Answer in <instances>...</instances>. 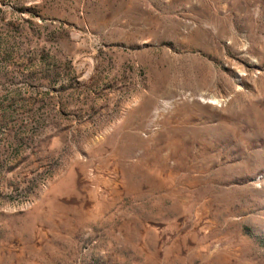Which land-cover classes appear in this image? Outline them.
I'll return each instance as SVG.
<instances>
[{
	"label": "rangeland",
	"instance_id": "374dc122",
	"mask_svg": "<svg viewBox=\"0 0 264 264\" xmlns=\"http://www.w3.org/2000/svg\"><path fill=\"white\" fill-rule=\"evenodd\" d=\"M0 264H264V0H0Z\"/></svg>",
	"mask_w": 264,
	"mask_h": 264
},
{
	"label": "bare ground",
	"instance_id": "6f19581e",
	"mask_svg": "<svg viewBox=\"0 0 264 264\" xmlns=\"http://www.w3.org/2000/svg\"><path fill=\"white\" fill-rule=\"evenodd\" d=\"M215 101V100H214ZM203 103H208V102H206V100H203ZM215 103L217 104V106H218V104H219V102L218 101H215ZM212 105V104H211Z\"/></svg>",
	"mask_w": 264,
	"mask_h": 264
}]
</instances>
